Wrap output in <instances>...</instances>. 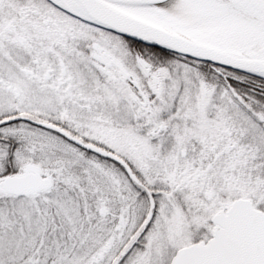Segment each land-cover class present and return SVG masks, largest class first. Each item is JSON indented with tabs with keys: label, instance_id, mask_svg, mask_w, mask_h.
<instances>
[{
	"label": "snow or ice",
	"instance_id": "obj_1",
	"mask_svg": "<svg viewBox=\"0 0 264 264\" xmlns=\"http://www.w3.org/2000/svg\"><path fill=\"white\" fill-rule=\"evenodd\" d=\"M0 264H264V0H0Z\"/></svg>",
	"mask_w": 264,
	"mask_h": 264
}]
</instances>
